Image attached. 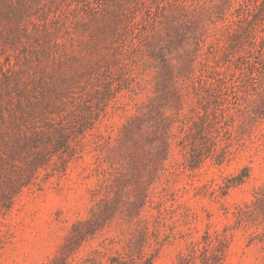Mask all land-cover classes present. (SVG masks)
Segmentation results:
<instances>
[{
  "label": "rangeland",
  "instance_id": "1",
  "mask_svg": "<svg viewBox=\"0 0 264 264\" xmlns=\"http://www.w3.org/2000/svg\"><path fill=\"white\" fill-rule=\"evenodd\" d=\"M0 264H264V0H0Z\"/></svg>",
  "mask_w": 264,
  "mask_h": 264
}]
</instances>
